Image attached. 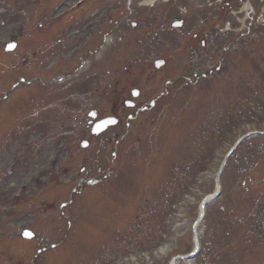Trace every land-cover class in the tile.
<instances>
[{"label":"rangeland","instance_id":"374dc122","mask_svg":"<svg viewBox=\"0 0 264 264\" xmlns=\"http://www.w3.org/2000/svg\"><path fill=\"white\" fill-rule=\"evenodd\" d=\"M14 1L7 13L0 3V20L6 28L15 22L12 19L23 16L12 10L16 9ZM59 1L49 0V7ZM67 2L60 4L67 6ZM249 4L253 21L240 24L238 13ZM46 7L29 9L21 18L27 21L28 32L27 36L17 32L22 39L13 53L3 52L8 32L0 24V96L9 91L0 107V144L15 139L16 145V140L35 132V110L49 112L47 117L56 116V121L65 109L81 110L72 93L91 86L99 72L105 77L96 94L87 93L86 100L103 96L111 86L121 91L116 100L129 96L133 88L141 95L135 100L136 110H122L124 121L129 115L134 117L130 132L111 134L119 133L120 143L108 141L112 136L107 132L79 152L78 140H89L90 134L87 129L73 132L72 141L66 140L67 150L59 152L62 166L54 171L64 170L72 157L69 171L76 181L49 183L33 199H11L23 184L30 186L25 176L28 165L21 173L12 171L19 146L0 148V264H114L118 258L124 264H171L174 257L177 264H264V142H255L253 148L244 146L231 160L223 179V197L212 203L198 226L199 256L191 262L179 259L194 249L195 217L204 197L213 193L217 167L210 159L217 145L232 147L255 124L259 128L254 131H264V0H96L54 29L37 32ZM99 12L107 14L100 23L101 43L108 42L106 50L114 47L105 56L98 55V64L88 63L82 76V68L71 72L75 61L52 74L38 70L42 68L34 62L38 58H30L33 68L29 72L20 67V61L38 46L48 45L52 33H67L57 47L69 51L65 45L72 30L79 23L98 22ZM179 20L184 21V29L175 30L172 23ZM89 33L84 29L83 34ZM157 59L166 61L158 70L154 68ZM127 61L136 62L135 72L127 71ZM60 70L68 73L60 76ZM36 75L40 78L33 80ZM22 78L34 83L11 92L10 87ZM48 82L53 89L47 87ZM103 97L114 98L112 94ZM106 100L99 103L103 115L110 113ZM43 101L47 107L55 103L56 110L44 109ZM154 101L156 105L150 108ZM142 107L146 109L139 114ZM58 125L51 124L54 129ZM232 130L234 138L228 133ZM51 154L50 149L46 153L40 149L36 158L26 160L37 161L38 168L47 173L43 164L51 161ZM206 165L208 171L201 174ZM82 167H89V176L103 178L102 183L93 187L83 183L88 176ZM99 170L102 173L96 176ZM30 210L38 213L37 220L29 215ZM25 228L35 233L32 241L21 238ZM51 245L53 250L37 252ZM126 256L130 262L122 259Z\"/></svg>","mask_w":264,"mask_h":264},{"label":"water","instance_id":"95a60500","mask_svg":"<svg viewBox=\"0 0 264 264\" xmlns=\"http://www.w3.org/2000/svg\"><path fill=\"white\" fill-rule=\"evenodd\" d=\"M110 122H111V120H107V121L101 123V124L99 125V127L97 128V129H98V132H96V133H100V131L104 130V129L106 128V126H107ZM111 123H112V122H111ZM111 123H110V124H111Z\"/></svg>","mask_w":264,"mask_h":264},{"label":"snow or ice","instance_id":"6c2138e0","mask_svg":"<svg viewBox=\"0 0 264 264\" xmlns=\"http://www.w3.org/2000/svg\"><path fill=\"white\" fill-rule=\"evenodd\" d=\"M12 47H15V45H9V48H12ZM114 122H115V121H112V123H114ZM26 235L31 236L32 233H26Z\"/></svg>","mask_w":264,"mask_h":264},{"label":"bare ground","instance_id":"6f19581e","mask_svg":"<svg viewBox=\"0 0 264 264\" xmlns=\"http://www.w3.org/2000/svg\"><path fill=\"white\" fill-rule=\"evenodd\" d=\"M74 97H75L77 100L80 99L79 95H77V94H75Z\"/></svg>","mask_w":264,"mask_h":264},{"label":"trees","instance_id":"16d2710c","mask_svg":"<svg viewBox=\"0 0 264 264\" xmlns=\"http://www.w3.org/2000/svg\"><path fill=\"white\" fill-rule=\"evenodd\" d=\"M250 146H251V148H253V147L257 146V145H256V143H255V144H251Z\"/></svg>","mask_w":264,"mask_h":264},{"label":"flooded vegetation","instance_id":"af4514ba","mask_svg":"<svg viewBox=\"0 0 264 264\" xmlns=\"http://www.w3.org/2000/svg\"><path fill=\"white\" fill-rule=\"evenodd\" d=\"M19 4H23L24 2L23 1H20V2H18Z\"/></svg>","mask_w":264,"mask_h":264}]
</instances>
